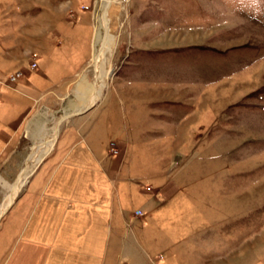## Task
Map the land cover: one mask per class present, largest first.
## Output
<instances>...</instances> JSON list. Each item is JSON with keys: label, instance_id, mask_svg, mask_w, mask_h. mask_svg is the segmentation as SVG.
I'll return each mask as SVG.
<instances>
[{"label": "rangeland", "instance_id": "obj_1", "mask_svg": "<svg viewBox=\"0 0 264 264\" xmlns=\"http://www.w3.org/2000/svg\"><path fill=\"white\" fill-rule=\"evenodd\" d=\"M106 2L0 0V206L31 147L88 105ZM108 16L95 106L59 125L0 230L39 166L102 114L93 140L114 143L134 184L179 178L145 228L175 244L137 242L150 263L264 264V0H114Z\"/></svg>", "mask_w": 264, "mask_h": 264}, {"label": "crops", "instance_id": "obj_2", "mask_svg": "<svg viewBox=\"0 0 264 264\" xmlns=\"http://www.w3.org/2000/svg\"><path fill=\"white\" fill-rule=\"evenodd\" d=\"M102 117L82 127L81 140L64 143L33 173L0 230V264H153L137 242L151 252L166 244L164 236L145 228L182 192L179 178L146 184L150 189L134 184L128 162L109 153L114 143L105 139L98 146L93 140L97 130L111 125Z\"/></svg>", "mask_w": 264, "mask_h": 264}, {"label": "bare ground", "instance_id": "obj_3", "mask_svg": "<svg viewBox=\"0 0 264 264\" xmlns=\"http://www.w3.org/2000/svg\"><path fill=\"white\" fill-rule=\"evenodd\" d=\"M113 1L114 0H107L104 6L103 12H102V16H101L102 22H100L101 23L100 25L102 26L104 30V34L102 35L101 31H95L97 42H95L94 44L92 58H91L92 59L91 61L93 63V68L95 70V79L93 81L92 88L90 91L89 103L94 102L98 98L100 80L102 76V69H103V64L105 60V54L108 51L111 45V42H112V35L109 33L108 9L111 6ZM107 4H109V7L106 10ZM55 127H56V124L53 127L52 133L51 135H49V137H46L45 139H43L42 137L41 140H39V142L35 143L31 147L30 153L27 159L25 160V165L20 175L18 176L17 180L15 181L13 185H9V190H8L9 193L6 196L4 202L0 206V214L7 208L9 203L16 197L17 192L19 191L20 187L26 180L28 173L30 172L29 170L33 166H35L40 161L42 156L46 152H48V150L53 146V142L55 141V138L57 135Z\"/></svg>", "mask_w": 264, "mask_h": 264}, {"label": "water", "instance_id": "obj_4", "mask_svg": "<svg viewBox=\"0 0 264 264\" xmlns=\"http://www.w3.org/2000/svg\"><path fill=\"white\" fill-rule=\"evenodd\" d=\"M109 7V4H107L106 6V10L107 8ZM96 102H91L89 103L84 109L80 110V111H77V112H74V113H70V114H65L63 116H61L57 122H56V127H55V130L56 132L58 131V127L60 125V123L65 120L66 118H69L71 116H75V115H80V114H83L84 112L88 111L90 108H92L94 106ZM16 181V180H15ZM14 203V199L9 203V205L7 206V208L0 214V219L1 217L10 209V207L12 206V204Z\"/></svg>", "mask_w": 264, "mask_h": 264}, {"label": "built area", "instance_id": "obj_5", "mask_svg": "<svg viewBox=\"0 0 264 264\" xmlns=\"http://www.w3.org/2000/svg\"><path fill=\"white\" fill-rule=\"evenodd\" d=\"M19 74H14V75H12V76H10L8 79H7V81L8 82H13V81H15L17 78H19ZM111 151L113 152L114 151V147H112L111 148ZM135 215H141V212L139 211V210H137L136 212H135Z\"/></svg>", "mask_w": 264, "mask_h": 264}]
</instances>
